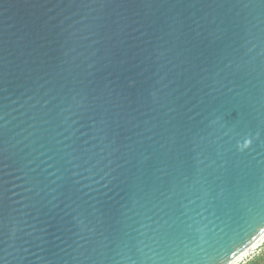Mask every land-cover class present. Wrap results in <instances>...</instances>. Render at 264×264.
<instances>
[{
  "label": "water",
  "instance_id": "obj_1",
  "mask_svg": "<svg viewBox=\"0 0 264 264\" xmlns=\"http://www.w3.org/2000/svg\"><path fill=\"white\" fill-rule=\"evenodd\" d=\"M263 235L264 0H0V264Z\"/></svg>",
  "mask_w": 264,
  "mask_h": 264
},
{
  "label": "rangeland",
  "instance_id": "obj_2",
  "mask_svg": "<svg viewBox=\"0 0 264 264\" xmlns=\"http://www.w3.org/2000/svg\"><path fill=\"white\" fill-rule=\"evenodd\" d=\"M261 245L256 243L254 247H252L250 250H248L246 253H244L239 259L245 262V264L251 260H253L255 257H257L261 253ZM236 261V260H235Z\"/></svg>",
  "mask_w": 264,
  "mask_h": 264
},
{
  "label": "snow or ice",
  "instance_id": "obj_3",
  "mask_svg": "<svg viewBox=\"0 0 264 264\" xmlns=\"http://www.w3.org/2000/svg\"><path fill=\"white\" fill-rule=\"evenodd\" d=\"M261 251L262 253H264V244L261 245ZM228 260H229V257H227L226 261ZM236 264H245V262L242 260H236ZM247 264H255V262H247ZM261 264H264V261H262Z\"/></svg>",
  "mask_w": 264,
  "mask_h": 264
},
{
  "label": "clouds",
  "instance_id": "obj_4",
  "mask_svg": "<svg viewBox=\"0 0 264 264\" xmlns=\"http://www.w3.org/2000/svg\"><path fill=\"white\" fill-rule=\"evenodd\" d=\"M258 244L262 245L264 244V236H261L259 241H257ZM264 261V255L260 257V262ZM230 264H236V261H231Z\"/></svg>",
  "mask_w": 264,
  "mask_h": 264
},
{
  "label": "trees",
  "instance_id": "obj_5",
  "mask_svg": "<svg viewBox=\"0 0 264 264\" xmlns=\"http://www.w3.org/2000/svg\"><path fill=\"white\" fill-rule=\"evenodd\" d=\"M264 255V253H260L257 257H255L253 260L249 261V262H255V264H261L260 262V257ZM247 264V263H246Z\"/></svg>",
  "mask_w": 264,
  "mask_h": 264
},
{
  "label": "bare ground",
  "instance_id": "obj_6",
  "mask_svg": "<svg viewBox=\"0 0 264 264\" xmlns=\"http://www.w3.org/2000/svg\"><path fill=\"white\" fill-rule=\"evenodd\" d=\"M264 236V235H263ZM259 241V240H258ZM257 241L251 246L249 247L246 251H244L241 255H239L235 260L239 259L244 253H246L248 250H250L252 247H254V245H256ZM234 260V261H235Z\"/></svg>",
  "mask_w": 264,
  "mask_h": 264
}]
</instances>
